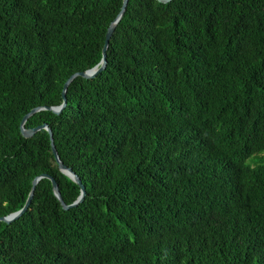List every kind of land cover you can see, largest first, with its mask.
<instances>
[{"label": "trees", "instance_id": "16d2710c", "mask_svg": "<svg viewBox=\"0 0 264 264\" xmlns=\"http://www.w3.org/2000/svg\"><path fill=\"white\" fill-rule=\"evenodd\" d=\"M121 0H0V216L47 173L20 121L96 65ZM85 186L51 182L0 222V264H264V0H128L104 70L41 110Z\"/></svg>", "mask_w": 264, "mask_h": 264}, {"label": "water", "instance_id": "95a60500", "mask_svg": "<svg viewBox=\"0 0 264 264\" xmlns=\"http://www.w3.org/2000/svg\"><path fill=\"white\" fill-rule=\"evenodd\" d=\"M157 1H159L161 3H167V2H170L172 0H157ZM127 3H128V0H121V6H120L119 12L117 13L116 17L111 21V23L109 24V26L106 29V32L104 35V42H103L102 49H101V58H100L99 62L89 69H86L84 71L75 72V73L71 74L65 80V82L63 83V86H62V90H61L62 101L60 104L53 105V106H37V107H34V108L30 109L26 114H24V116L22 117V119L20 121L19 127H20L21 135L23 137H26V138L31 137L37 131H39L41 129H44L48 132L51 150H52V153L54 155L55 161L57 162L58 169L63 174L67 175L71 180H73L79 186V189H80L79 195L77 196V198L72 203L66 204L61 198V194H60V191L58 189V184H57V181L55 180V178L52 175H49L47 173H42V174L33 178L29 194H28L23 206L14 212H11V213L4 215V216H0V222H5L7 224L11 223V222L15 221L16 219H18L28 209L30 202L32 200V197H33L34 189H35L36 185L38 184V182L43 178H46L51 182L53 194L58 199V201L60 202V204L64 210L69 209L71 207H75L79 203L82 202L84 195H85V186L82 184L78 175L76 173H74V171H72V169L70 167H67L60 160L58 153H57V150H56L55 145H54L53 134H52L51 128L48 126L47 123H42V124L37 125V126L32 127V128H26L25 122L31 115H33L34 113L41 111V110H49V111H52L56 114H59L64 109V107L66 106V91H67L68 85L76 77H82V78L89 79V78L95 77L98 73H100L102 70H104V68L106 66V52L108 49L109 40H110L111 35L115 29L116 24L119 22V20L121 19L122 15L126 9Z\"/></svg>", "mask_w": 264, "mask_h": 264}, {"label": "rangeland", "instance_id": "374dc122", "mask_svg": "<svg viewBox=\"0 0 264 264\" xmlns=\"http://www.w3.org/2000/svg\"><path fill=\"white\" fill-rule=\"evenodd\" d=\"M262 155L264 154V152L261 153Z\"/></svg>", "mask_w": 264, "mask_h": 264}]
</instances>
